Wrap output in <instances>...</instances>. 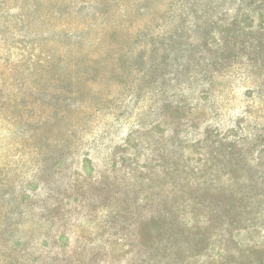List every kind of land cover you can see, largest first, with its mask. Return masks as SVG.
Listing matches in <instances>:
<instances>
[{"label":"rangeland","instance_id":"rangeland-1","mask_svg":"<svg viewBox=\"0 0 264 264\" xmlns=\"http://www.w3.org/2000/svg\"><path fill=\"white\" fill-rule=\"evenodd\" d=\"M0 264H264V0H0Z\"/></svg>","mask_w":264,"mask_h":264}]
</instances>
